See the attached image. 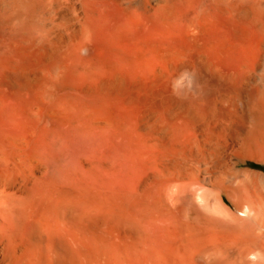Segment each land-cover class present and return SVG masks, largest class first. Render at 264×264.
Here are the masks:
<instances>
[{"label":"bare ground","instance_id":"1","mask_svg":"<svg viewBox=\"0 0 264 264\" xmlns=\"http://www.w3.org/2000/svg\"><path fill=\"white\" fill-rule=\"evenodd\" d=\"M0 264H264V0H0Z\"/></svg>","mask_w":264,"mask_h":264},{"label":"rangeland","instance_id":"2","mask_svg":"<svg viewBox=\"0 0 264 264\" xmlns=\"http://www.w3.org/2000/svg\"><path fill=\"white\" fill-rule=\"evenodd\" d=\"M250 164H251V162H250ZM252 165L255 166V165H256V162H252ZM256 166H257V165H256ZM260 166H261V165H260Z\"/></svg>","mask_w":264,"mask_h":264}]
</instances>
